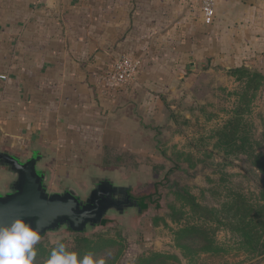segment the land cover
<instances>
[{
    "label": "crops",
    "instance_id": "obj_1",
    "mask_svg": "<svg viewBox=\"0 0 264 264\" xmlns=\"http://www.w3.org/2000/svg\"><path fill=\"white\" fill-rule=\"evenodd\" d=\"M262 16L264 0H217L210 25L201 0H0V148L42 146L51 172L95 162L116 129L128 147L138 95L163 98L169 77L198 66L193 58L245 48ZM126 55L141 60L139 75L107 92L106 69Z\"/></svg>",
    "mask_w": 264,
    "mask_h": 264
},
{
    "label": "rangeland",
    "instance_id": "obj_2",
    "mask_svg": "<svg viewBox=\"0 0 264 264\" xmlns=\"http://www.w3.org/2000/svg\"><path fill=\"white\" fill-rule=\"evenodd\" d=\"M260 20L245 48L234 44L227 52L193 58L198 66L169 77L172 89L161 93L163 98L153 95L156 90L152 96L149 91L138 95L140 106L129 110L137 120L133 133L127 134L128 147L121 145L125 133L116 129L103 136L102 156L95 162L82 166L78 159L74 165L53 166L52 190L75 185L84 191L91 171H113L120 180L132 182L135 196L158 188L155 198L160 207L151 205L142 214H111L105 225L83 233L49 232L38 243L50 246L59 241L73 247L79 236L101 235L115 246L98 258L118 256L116 264H136L140 256L152 252L178 257L169 264H264V255L250 254L237 235L213 221L216 242L227 250L215 258L199 259L176 240L182 225L201 223L192 214L191 200L222 209L241 193L251 202L264 203V171L256 164L257 156L264 163V16ZM252 41L257 42L255 47ZM240 67L259 74V89L247 91L244 81L231 74ZM104 86L110 93L124 90L118 91L107 76ZM237 114L242 118L240 132L248 135L249 143L247 151L228 155L219 144L220 133Z\"/></svg>",
    "mask_w": 264,
    "mask_h": 264
},
{
    "label": "water",
    "instance_id": "obj_3",
    "mask_svg": "<svg viewBox=\"0 0 264 264\" xmlns=\"http://www.w3.org/2000/svg\"><path fill=\"white\" fill-rule=\"evenodd\" d=\"M50 156L39 145L25 155L0 148V169L6 172L0 180V225L22 217L40 226V236L62 229L83 233L103 225L111 214L144 212L131 194L132 182L120 180L113 171H91L84 191L75 185L52 190L51 172L44 165Z\"/></svg>",
    "mask_w": 264,
    "mask_h": 264
},
{
    "label": "trees",
    "instance_id": "obj_4",
    "mask_svg": "<svg viewBox=\"0 0 264 264\" xmlns=\"http://www.w3.org/2000/svg\"><path fill=\"white\" fill-rule=\"evenodd\" d=\"M231 74L236 75L240 80L244 81L247 91L251 89L255 91L262 84L259 74L250 72V69L246 67L235 68L231 71ZM241 121V114H237L234 121L231 120L220 133L219 144L228 155L247 151L249 137L247 134H241ZM256 164L264 171V163L260 162L258 156ZM157 189L155 188L154 191L141 196H135L142 204L144 211L151 205L160 207L159 200L155 198L156 195H159ZM262 200L264 201V192ZM189 203L192 206V214L197 216L201 223L189 222L186 225H182L176 231V240L181 247L187 248L192 254L202 260L215 258L220 252L226 250V248L216 242L214 228L210 226V223L213 221L237 235L241 241V246L249 251L250 254L256 256L264 255V203L251 202L241 193H235L229 201L223 204L222 209L201 206L194 200L189 201ZM183 214L181 213L176 219L180 221ZM107 221L106 218L103 225ZM45 235L46 233L41 235V238ZM114 244L113 240L99 235L95 239L88 236H79L76 238L73 247L65 245L68 250L76 251L81 256L86 253H92L99 259L98 257L101 254L107 253L111 247L115 246ZM55 246L56 244L49 246L37 243L34 246L37 252L34 264H46ZM117 258L118 256H114L111 259L104 258L103 260L105 264H116ZM174 259L176 260L178 257L160 252H152L146 257L144 255L140 256L136 264H169Z\"/></svg>",
    "mask_w": 264,
    "mask_h": 264
},
{
    "label": "clouds",
    "instance_id": "obj_5",
    "mask_svg": "<svg viewBox=\"0 0 264 264\" xmlns=\"http://www.w3.org/2000/svg\"><path fill=\"white\" fill-rule=\"evenodd\" d=\"M40 239V226L22 217L0 225V264H34L37 255L34 246ZM46 264H105V261L92 253L81 256L58 241Z\"/></svg>",
    "mask_w": 264,
    "mask_h": 264
},
{
    "label": "built area",
    "instance_id": "obj_6",
    "mask_svg": "<svg viewBox=\"0 0 264 264\" xmlns=\"http://www.w3.org/2000/svg\"><path fill=\"white\" fill-rule=\"evenodd\" d=\"M217 0H201L202 17L205 24L213 23L216 16ZM142 63L139 58L132 56H123L114 60L106 69V76L109 82L117 88L118 91L131 85L139 75ZM7 78V76H1Z\"/></svg>",
    "mask_w": 264,
    "mask_h": 264
},
{
    "label": "flooded vegetation",
    "instance_id": "obj_7",
    "mask_svg": "<svg viewBox=\"0 0 264 264\" xmlns=\"http://www.w3.org/2000/svg\"><path fill=\"white\" fill-rule=\"evenodd\" d=\"M131 194L135 197V195L132 193V191H131ZM136 198V197H135ZM137 199V198H136Z\"/></svg>",
    "mask_w": 264,
    "mask_h": 264
}]
</instances>
